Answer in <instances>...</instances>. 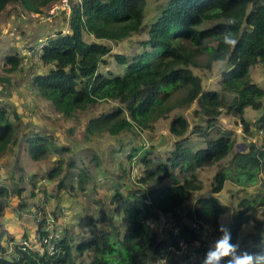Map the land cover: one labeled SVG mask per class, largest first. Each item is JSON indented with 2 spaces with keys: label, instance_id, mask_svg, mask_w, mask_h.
<instances>
[{
  "label": "trees",
  "instance_id": "1",
  "mask_svg": "<svg viewBox=\"0 0 264 264\" xmlns=\"http://www.w3.org/2000/svg\"><path fill=\"white\" fill-rule=\"evenodd\" d=\"M57 1L0 0V13L14 3L23 4L29 12H42ZM146 10L147 0L72 1L69 32L50 36L43 48L41 65L46 69L32 79L35 92L65 117L101 101H119L117 108L90 119L87 129L89 133L108 132L114 136L134 128H151L159 119L167 118L175 109L189 106L196 99L209 119L204 130L214 127L222 108H227L239 116L244 130L250 132L253 124L246 119L245 112L252 108L262 112L254 123L259 134L262 131L261 142H251L247 150H237L236 139L225 135L213 137L203 131V143L197 147L188 143L186 137L190 128L188 119L177 115L170 123L176 140L168 160L156 162L149 150L140 158L145 167L140 183L161 184L170 180L171 185L148 191L117 189L111 198L113 209H103L100 213L112 232L101 230L98 237H82L76 243L66 233L56 239L55 251L51 254L46 248L43 253L17 249V257L9 255L6 241H14V237L5 230L0 231V264H76V253L85 252L90 257L88 264H155L162 257H167L165 264H178L168 249L169 245L178 246L175 237H170L168 243L169 238H161L148 223L157 216V210L178 215V209L202 189L197 170L215 165L232 154L229 164L211 183L213 194L197 198L195 210L188 213L189 219L211 224L220 235V218L226 209L217 196L225 183L231 180L243 187L254 185L264 173V87L251 78L252 66H264V0H166L159 16L148 26L147 37L138 42L139 48L131 55H113L119 65L125 66V71L122 74L101 72L100 65L107 62L105 57L112 49L99 40L123 41L141 33ZM226 30L237 41L234 47L224 43ZM86 35L98 41H88ZM201 52L207 54L206 68L210 69L216 61L229 63L221 75L220 90L205 91L201 78L192 71L196 54ZM4 59L7 72L23 65L17 52ZM230 95H234L231 101ZM12 115L22 118L18 110L11 114L0 103V158L23 143L35 160L47 157L51 148L59 153L67 149L57 147L52 139L38 132L19 134L20 128ZM134 151L139 152L133 149L130 157ZM76 165L77 160L71 159L70 169ZM62 172L59 159L48 178L53 180ZM88 178L89 173L81 170L77 186L83 192ZM69 186L71 192L77 190L73 182ZM21 191L19 187L10 193L8 186H0V217L5 201L11 194L21 195ZM258 213L264 216V193L240 201L233 217V243L239 241L244 224L254 219L261 232L253 237L255 246L251 251L264 248V221L258 218ZM114 216L117 220L124 218V229H120L124 222L116 225ZM39 227L44 238L48 230L43 224ZM188 238L198 239V234L189 229Z\"/></svg>",
  "mask_w": 264,
  "mask_h": 264
},
{
  "label": "rangeland",
  "instance_id": "2",
  "mask_svg": "<svg viewBox=\"0 0 264 264\" xmlns=\"http://www.w3.org/2000/svg\"><path fill=\"white\" fill-rule=\"evenodd\" d=\"M165 1L147 0L146 17L141 33L123 41L99 40L112 49L105 57L107 62L100 65L101 72L122 74L125 71V66L119 65L113 55L115 53L131 55L139 48L138 42L147 37L148 26L159 16L161 5ZM68 23L69 18L64 12H60L51 22H42L31 17L30 12L21 3L11 4L0 13V103L9 109L11 114L14 110L21 114V119L11 116L20 128L19 134L38 132L52 139L57 147H67L63 153L51 148L47 157L35 160L28 153L26 143H23L10 149L0 158V186H8L10 193H13L15 188L22 189L21 195L11 194L5 201V209L0 217V231L5 230L14 237V241L7 240L6 244L16 245L21 241L36 243L42 236L40 224L48 230L46 236L53 234L55 237L57 235L62 237L69 233L75 243L82 237H98L101 230L112 232L113 229L102 221L100 213L103 209L105 211L113 209L111 198L117 189L123 192H126L127 188L148 191L172 184L170 180H165L161 184L140 183L139 179L144 176L145 171L140 158L144 151L149 150L156 162L168 160L176 140V136L170 131V123L177 115L188 119L190 128L186 137L188 143L197 147L203 143V131L213 137L225 135L236 139L237 150H247L251 142H261V134L254 127L261 111L246 109L245 117L253 124L250 132L244 130L239 116L227 108H222L214 127L204 130L209 119L203 113L199 99L189 106L175 109L167 118L155 122L151 128H134L118 136L99 131L89 133L87 129L90 119L117 108L120 105L119 101H101L85 110L77 111L73 116L65 117L55 110L50 101L40 97L32 87L34 75L46 69L41 63L38 64L33 59L26 62L23 59V65L16 71L5 70L6 55L17 52L23 43H35L39 37H53L60 31L65 32L68 30ZM86 39L97 40L89 35H86ZM206 60V53H197L196 65L191 66V69L201 78L205 91L220 90L219 81L229 63L216 61L209 69L204 67ZM251 78L264 87V66L261 64L252 66ZM233 96L230 95L228 100L231 101ZM194 128H198V131L194 132ZM133 149L139 152L134 151V156L130 157ZM231 157L232 154L215 165L197 170L202 189L184 206L194 205L200 196L213 194L211 183L216 174L229 164ZM59 159L62 160L63 172L50 180L48 173L59 164ZM71 159L77 160V165L72 169L69 167ZM81 170H85L90 176L84 184L85 192L77 186ZM71 182L77 187L73 192L69 186ZM33 191L36 195H33ZM260 193H264V173L260 174L256 184L244 187L228 180L217 196L226 209L220 218L221 225L232 231L233 217L239 209L240 201L245 197L262 195ZM257 216L264 221L261 213ZM114 217L117 220V216ZM117 221L116 225L124 222L120 225L121 230L126 227L124 218ZM255 224L254 219L244 224L238 241L242 250L251 251L255 246L253 237L261 232ZM170 242L168 239V243ZM169 247L170 245L168 249ZM76 255V264L89 263L88 252ZM172 257L179 261L178 264H198L193 258H181L174 252Z\"/></svg>",
  "mask_w": 264,
  "mask_h": 264
},
{
  "label": "built area",
  "instance_id": "3",
  "mask_svg": "<svg viewBox=\"0 0 264 264\" xmlns=\"http://www.w3.org/2000/svg\"><path fill=\"white\" fill-rule=\"evenodd\" d=\"M60 12H64L69 18L72 12V0H59L49 5L45 11H31L30 16L42 22H51ZM65 32H69V30ZM50 38V36H43L39 37L35 43H23L22 46L17 49L18 56L26 62L28 59H33L36 63H41L43 48L48 45ZM191 210H195L194 205H189V207L184 206L178 209V215L172 212L157 210V216L148 220V223L158 231L161 238L170 239V237H175L178 246L175 247L170 245L169 249L172 251L171 255L174 252L180 257H191L201 264L209 243L216 239L219 234L211 224L189 219L188 213ZM189 229L194 230V232L198 234V239L188 238ZM57 238L58 235L55 237L53 234H49L33 244L29 241H21L16 245L10 243L7 244L6 253H12L13 256L17 257L19 254L17 249L24 251L32 249L36 252L43 253L47 248L48 252L51 254L55 251ZM166 260L167 257H162L159 258L156 263L165 264Z\"/></svg>",
  "mask_w": 264,
  "mask_h": 264
},
{
  "label": "clouds",
  "instance_id": "4",
  "mask_svg": "<svg viewBox=\"0 0 264 264\" xmlns=\"http://www.w3.org/2000/svg\"><path fill=\"white\" fill-rule=\"evenodd\" d=\"M224 43L234 47L237 41L230 31L223 33ZM220 235L212 240L201 264H264V248L260 251L242 250L240 244L233 243L231 229L221 225Z\"/></svg>",
  "mask_w": 264,
  "mask_h": 264
},
{
  "label": "crops",
  "instance_id": "5",
  "mask_svg": "<svg viewBox=\"0 0 264 264\" xmlns=\"http://www.w3.org/2000/svg\"><path fill=\"white\" fill-rule=\"evenodd\" d=\"M52 33V32H51ZM52 34H54V32L52 33ZM56 35V34H55Z\"/></svg>",
  "mask_w": 264,
  "mask_h": 264
}]
</instances>
